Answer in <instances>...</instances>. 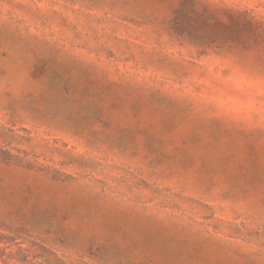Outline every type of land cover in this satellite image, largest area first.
Wrapping results in <instances>:
<instances>
[{"label":"rangeland","instance_id":"374dc122","mask_svg":"<svg viewBox=\"0 0 264 264\" xmlns=\"http://www.w3.org/2000/svg\"><path fill=\"white\" fill-rule=\"evenodd\" d=\"M0 0V264H264V0Z\"/></svg>","mask_w":264,"mask_h":264},{"label":"trees","instance_id":"16d2710c","mask_svg":"<svg viewBox=\"0 0 264 264\" xmlns=\"http://www.w3.org/2000/svg\"><path fill=\"white\" fill-rule=\"evenodd\" d=\"M197 0H179L173 10V33L193 43L200 48V53L207 49L220 47L234 40L237 36L234 23L239 18L249 24L254 23L252 18H244L241 12L227 9L226 23L220 20L214 12L203 8L197 9Z\"/></svg>","mask_w":264,"mask_h":264}]
</instances>
